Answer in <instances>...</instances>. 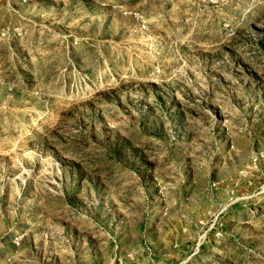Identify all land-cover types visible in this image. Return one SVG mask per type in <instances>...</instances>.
Instances as JSON below:
<instances>
[{
    "label": "rangeland",
    "instance_id": "rangeland-1",
    "mask_svg": "<svg viewBox=\"0 0 264 264\" xmlns=\"http://www.w3.org/2000/svg\"><path fill=\"white\" fill-rule=\"evenodd\" d=\"M0 264H264V0H0Z\"/></svg>",
    "mask_w": 264,
    "mask_h": 264
}]
</instances>
